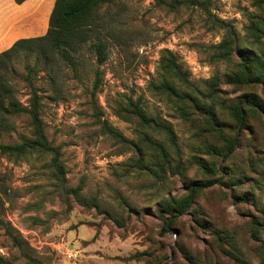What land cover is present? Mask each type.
Here are the masks:
<instances>
[{"label":"rangeland","instance_id":"1","mask_svg":"<svg viewBox=\"0 0 264 264\" xmlns=\"http://www.w3.org/2000/svg\"><path fill=\"white\" fill-rule=\"evenodd\" d=\"M209 1L211 12L225 22L222 27L209 23L202 10H172L171 0H118L101 11V39L107 47L103 64L97 62L91 39L82 47L75 71L56 58L45 68L36 54L26 51L3 68L10 98L21 107L30 103L29 77L40 91L46 134L61 149L66 186L82 189L78 195L63 194L46 161H18L0 154V264H189L190 256L214 261L219 251L216 230L234 233L247 262L261 264L254 252L257 243L249 237L253 226L264 240V114L243 107L244 130L223 128L227 137L238 131L237 147L226 160H217L205 146L222 148L219 135L202 122L198 125L204 128L198 129L184 121L166 97L150 90V84L160 80L162 53L169 50L210 104L225 109L243 106L248 94L263 96L258 86L228 84L238 54L231 62H216L213 54L229 31L242 47L264 50V45L253 44L248 32L252 16L264 19V0ZM97 75L100 87L94 94ZM213 78L219 81L214 101L208 97ZM128 98L141 100L150 115L173 127L178 144L167 147L178 170L140 161L144 157L135 148H123L102 132L94 106L124 138L139 140L136 124L114 113L117 102ZM7 118L11 129L0 130V144L31 137L27 114ZM220 118L233 124L225 112ZM153 137L163 140L157 133ZM198 158L224 170L233 164L236 176L243 177L241 187L208 188L195 197V213L163 217L164 201L208 179L196 165ZM69 249L74 259L66 256ZM219 264L235 263L222 256Z\"/></svg>","mask_w":264,"mask_h":264},{"label":"trees","instance_id":"2","mask_svg":"<svg viewBox=\"0 0 264 264\" xmlns=\"http://www.w3.org/2000/svg\"><path fill=\"white\" fill-rule=\"evenodd\" d=\"M26 0H15L17 4H23ZM118 0H56L53 12L49 21L48 32L45 36L21 39L17 41L9 50L0 54V130H10L11 125L7 116L25 113L30 118L31 137H22L19 144L4 145L0 144V154L9 156L18 161H46L51 179L57 183V189L63 194H75L81 191V186L75 189H69L66 186V171L61 163V149L55 147L49 141L45 124L42 119V97L40 91L34 87L30 81V103L27 108L21 107L17 102L10 98L11 90L8 82L2 73L3 68L10 66L11 61L19 53L36 54L38 63L43 67L49 68L56 58L61 60L73 71L77 67V58L80 56L81 49L91 39L92 51L96 54L99 65L106 60V44L101 39L100 31L103 24L101 11L104 7ZM162 1V0H158ZM211 1L209 0H171L168 6L172 10L181 7L190 9H199L206 13L207 21L218 27L225 25V22L219 20L210 10ZM248 32L252 35L253 44L264 45V19L258 16L251 17V24ZM239 55L240 60L233 65V68L227 74V82L236 87L258 86L262 90L263 96L256 93L248 94L247 100L241 105H229L225 109L218 107L216 103L210 104L208 100L200 97L202 93L199 88L192 85L190 74L184 70L179 63L178 58L169 50H164L158 64L159 82L150 84V90L159 96H164L172 103L181 118L184 121L191 122L198 129L204 126L198 125L202 122L206 127L212 128L222 139L223 147L206 143L208 154L217 160L219 158L226 160L238 144L239 133L227 137L223 128L232 125L240 132L245 127V111L243 107L250 110L251 113L264 114V50L257 51L252 48H245L236 40L229 31L222 42L215 47L213 59L216 62H231L235 56ZM35 72L34 69L30 71ZM98 74V73H97ZM31 75V74H29ZM209 84V98L214 101L215 93L218 87V79L213 78ZM209 83V82H208ZM100 87V77L97 75L94 85V94ZM98 121L101 124V130L104 134L121 144L123 148H135L139 156L144 158L140 161L151 162L154 167L160 170L170 169L178 170V166H172L171 159L173 153L167 147H177V136L173 127L162 121L160 118L150 115L146 106L141 100L125 99L123 102H117L114 109L115 115L129 123H135L138 128V141L128 140L115 130L108 121L101 119V112L94 106ZM227 113L233 124L221 120V113ZM163 136V140L154 139L153 134ZM165 139V140H164ZM198 169L208 178L204 182L196 181L190 185L187 193L181 197H170L161 204L160 212L167 219L186 215L188 211L195 213V197L201 192L212 187L237 186L241 187L242 178L237 177L238 169L229 164L228 169L224 170L222 166L208 162L204 159H197ZM146 167L150 168V164ZM226 175V177H225ZM245 201L244 198H241ZM96 207L97 204L95 205ZM170 223L166 224L164 231H168ZM251 227L250 240L257 243L254 252L264 264V240L259 236L260 230H254ZM216 245L219 249L215 259H198L195 256L189 257V264H219L222 256L231 259L235 264H251L247 262V252L243 251L239 245L234 233L216 230ZM226 245L229 247L226 248ZM1 261V258H0ZM152 264V263H149ZM158 264V263H155ZM163 264V263H160Z\"/></svg>","mask_w":264,"mask_h":264},{"label":"crops","instance_id":"3","mask_svg":"<svg viewBox=\"0 0 264 264\" xmlns=\"http://www.w3.org/2000/svg\"><path fill=\"white\" fill-rule=\"evenodd\" d=\"M0 0V54L21 39L45 36L56 0Z\"/></svg>","mask_w":264,"mask_h":264},{"label":"built area","instance_id":"4","mask_svg":"<svg viewBox=\"0 0 264 264\" xmlns=\"http://www.w3.org/2000/svg\"><path fill=\"white\" fill-rule=\"evenodd\" d=\"M66 256L68 257V259H74L75 258L74 250H70V249L67 250Z\"/></svg>","mask_w":264,"mask_h":264}]
</instances>
